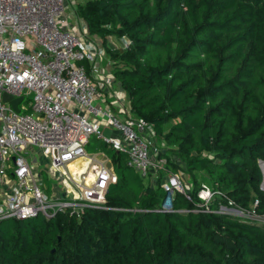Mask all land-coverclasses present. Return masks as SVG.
Listing matches in <instances>:
<instances>
[{"label":"trees","instance_id":"obj_1","mask_svg":"<svg viewBox=\"0 0 264 264\" xmlns=\"http://www.w3.org/2000/svg\"><path fill=\"white\" fill-rule=\"evenodd\" d=\"M76 12L101 38L131 112L173 150L165 169L186 174L190 200L175 192L158 211L159 179L144 183L106 144L116 180L104 203L80 217L0 219V264H264V221L193 210L206 179L264 215V0H85ZM107 34L127 42L111 47ZM81 158L69 164L75 178Z\"/></svg>","mask_w":264,"mask_h":264},{"label":"built area","instance_id":"obj_2","mask_svg":"<svg viewBox=\"0 0 264 264\" xmlns=\"http://www.w3.org/2000/svg\"><path fill=\"white\" fill-rule=\"evenodd\" d=\"M71 1L0 0V219L50 218L59 212L80 217L84 208L103 204L116 175L103 151H86L91 135L123 151L125 165L143 181L154 182L159 170L167 172L159 182L165 196L157 210L170 211L173 194L190 200L192 185L165 169L167 156L155 144L151 122L122 101L113 109L103 99L101 87L109 86L112 75L105 67L101 79L91 75L98 50L86 38V22ZM121 38L124 46L127 40ZM83 60L91 63L88 70ZM3 93L21 96L17 109ZM37 155L48 161L44 171L58 178L50 193L37 170ZM79 157L86 159V168L75 178L69 163ZM257 163L264 191V157ZM195 196L194 211L264 218L204 182ZM215 198L223 201L210 210Z\"/></svg>","mask_w":264,"mask_h":264},{"label":"rangeland","instance_id":"obj_3","mask_svg":"<svg viewBox=\"0 0 264 264\" xmlns=\"http://www.w3.org/2000/svg\"><path fill=\"white\" fill-rule=\"evenodd\" d=\"M83 1H85V0H73V1H71V4L73 5V7H75L77 5V3L83 2ZM71 7L72 6H70V8ZM106 36H107L106 39H109V37H110L109 34H107ZM94 37H95V39L90 40L89 42H90L91 45H93V47H95L98 50V52L96 54V57L94 58V68L92 69L93 73L96 76H98L97 74H99L98 73L99 67L102 66V67H105L106 69H108V68L110 69V63L107 61L108 60V56L105 53V51L103 49V46L101 44V38L99 36H97V37L94 36ZM111 37H110L111 40L107 41L109 46L116 47V46H122L123 45V38L117 37L115 35H112ZM89 64H91V63H89ZM97 66H98V68H97ZM111 78L114 81V77L112 76ZM166 125L164 127H166ZM88 141L89 142L87 143L86 151H88V152L103 151L104 154L109 157L108 164L111 163V165L113 166V164H112L113 160L111 159V156L106 151L107 148H108L107 145L104 144V143L102 144V146L98 145L99 139L95 138L92 135L88 138ZM155 142H156L155 143L156 146H158L161 149H163V153H165L168 158L174 159L173 150L171 148H168V146L164 143V141L162 140V138L160 136H158V135L155 136ZM35 150L37 151L38 148L35 147ZM79 161H81L83 163V165H84L83 167L85 169L86 168V159L85 158H81V159H79ZM36 165H38V169L37 170L41 171V175H42V178L44 180V184L46 186L45 189H46L47 192L50 193L52 191V186L53 185H59L58 178L55 177L54 175H52V176L50 174L48 175L46 173V171H44L46 168H48L49 165H48V161H46L41 155L40 156L37 155ZM83 170H80V171L82 172ZM70 171L72 172L71 169H70ZM81 172H79V173H81ZM166 174H167V172H163L162 170L158 171V177L156 178V179H159L158 183L160 182L161 177L165 176ZM177 174L181 177L182 181H184L185 183L191 184L190 181L188 180L186 174H184L182 171H178ZM201 176L204 177L202 174H201ZM201 176L199 177V179H201ZM205 180H203L201 182H205ZM87 182H89V181L87 180ZM146 182L150 183L149 180L144 181V183H146ZM152 184L154 185V182H152ZM263 193H264V191H263ZM249 209L254 211L253 203L250 204ZM257 215L261 216L259 214H257ZM257 219L259 221H263L264 220V218H261V217H258Z\"/></svg>","mask_w":264,"mask_h":264},{"label":"crops","instance_id":"obj_4","mask_svg":"<svg viewBox=\"0 0 264 264\" xmlns=\"http://www.w3.org/2000/svg\"><path fill=\"white\" fill-rule=\"evenodd\" d=\"M85 30V29H84ZM84 33L86 34V38L90 41V40H93L95 39L94 36H98L94 33H88L86 31H84ZM110 37L112 35H109ZM109 37V39H106V41H109L111 40V38ZM107 38V36H106ZM108 43V42H107ZM102 44V42H101ZM109 45V44H108ZM117 47V46H116ZM90 67V66H89ZM98 68V66H97ZM91 72V75L93 76V78L97 81L99 79H101V76L103 75L104 73V67H99V70H98V73L97 74L98 76H96L93 71H90ZM95 75V76H94ZM102 88V94L105 95V97L103 98L105 101H108L110 102V104L112 105V108L113 109H116V101H122L125 105H129L128 104V99H127V96H126V93L124 92V90L119 86L118 82L114 79V81L112 80L111 78V81L109 83V86H103L101 87Z\"/></svg>","mask_w":264,"mask_h":264},{"label":"water","instance_id":"obj_5","mask_svg":"<svg viewBox=\"0 0 264 264\" xmlns=\"http://www.w3.org/2000/svg\"><path fill=\"white\" fill-rule=\"evenodd\" d=\"M2 98L4 100H10L12 106L17 109V104L20 101L21 96L13 97L12 94L3 93ZM103 133L104 134H108L109 133V129L107 127H104L103 128ZM60 197H63V193L60 194Z\"/></svg>","mask_w":264,"mask_h":264}]
</instances>
